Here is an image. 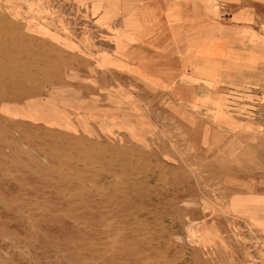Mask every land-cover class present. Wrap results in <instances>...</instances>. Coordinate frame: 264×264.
Segmentation results:
<instances>
[{"label":"rangeland","instance_id":"rangeland-1","mask_svg":"<svg viewBox=\"0 0 264 264\" xmlns=\"http://www.w3.org/2000/svg\"><path fill=\"white\" fill-rule=\"evenodd\" d=\"M118 4L0 0V264H264V64L190 107L199 38Z\"/></svg>","mask_w":264,"mask_h":264},{"label":"crops","instance_id":"crops-1","mask_svg":"<svg viewBox=\"0 0 264 264\" xmlns=\"http://www.w3.org/2000/svg\"><path fill=\"white\" fill-rule=\"evenodd\" d=\"M116 6L126 13L136 24L145 22L139 32L130 29L131 39L144 38H199L196 79L188 77L175 87L177 98L192 107L208 98L205 93H196L194 87H209L219 80L235 82L238 73H246L257 64H264V52L251 50L257 43L264 42V28L251 24L255 16H264L258 10H248L249 0H115ZM217 2L225 6L224 12L217 10ZM149 8L158 18L162 30H152L146 19ZM147 21V23H146ZM141 25V24H140ZM146 29V30H145ZM145 30V31H144ZM149 33L143 36V34ZM125 39V38H124ZM187 46V42H186ZM185 52H190L185 48ZM225 91L226 88H222ZM221 119L216 124L232 128V120L220 112ZM214 119L215 114H213Z\"/></svg>","mask_w":264,"mask_h":264},{"label":"bare ground","instance_id":"bare-ground-1","mask_svg":"<svg viewBox=\"0 0 264 264\" xmlns=\"http://www.w3.org/2000/svg\"><path fill=\"white\" fill-rule=\"evenodd\" d=\"M236 200V199H235ZM243 206V205H242Z\"/></svg>","mask_w":264,"mask_h":264}]
</instances>
